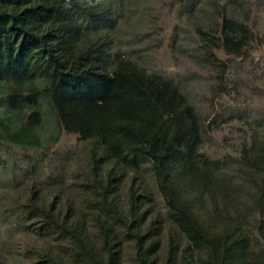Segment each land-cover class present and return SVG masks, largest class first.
I'll use <instances>...</instances> for the list:
<instances>
[{
    "label": "trees",
    "instance_id": "1",
    "mask_svg": "<svg viewBox=\"0 0 264 264\" xmlns=\"http://www.w3.org/2000/svg\"><path fill=\"white\" fill-rule=\"evenodd\" d=\"M122 8L121 0H0V159L4 147L42 146L44 99L68 133L92 142L76 198L34 187L13 210L57 243L31 264H124L128 242L136 264H264V143L243 152L248 184L201 154L203 121L180 87L113 56ZM220 31L233 56L253 37L227 16Z\"/></svg>",
    "mask_w": 264,
    "mask_h": 264
},
{
    "label": "rangeland",
    "instance_id": "2",
    "mask_svg": "<svg viewBox=\"0 0 264 264\" xmlns=\"http://www.w3.org/2000/svg\"><path fill=\"white\" fill-rule=\"evenodd\" d=\"M121 6L120 23L110 33L113 56L178 85L203 121L200 153L225 162V176L248 184L239 173L243 152L264 143V0H121ZM225 16L243 22L252 32L240 56L229 55L222 46ZM41 103L42 146H9L1 152L0 264H31L37 250L57 245L37 236L31 223L12 216L32 189L49 195L62 191L76 198L74 189L89 171L86 153L92 142L64 129L51 99ZM145 173L164 215L149 166ZM55 179L60 185L53 189ZM167 243L165 233L161 262ZM135 257L134 243L128 242L124 264H136Z\"/></svg>",
    "mask_w": 264,
    "mask_h": 264
}]
</instances>
